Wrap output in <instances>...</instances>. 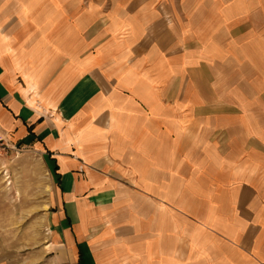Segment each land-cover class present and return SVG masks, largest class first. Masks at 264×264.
Here are the masks:
<instances>
[{
	"label": "crops",
	"instance_id": "1",
	"mask_svg": "<svg viewBox=\"0 0 264 264\" xmlns=\"http://www.w3.org/2000/svg\"><path fill=\"white\" fill-rule=\"evenodd\" d=\"M157 3L0 0V138L48 162V264H264V0L181 37Z\"/></svg>",
	"mask_w": 264,
	"mask_h": 264
},
{
	"label": "rangeland",
	"instance_id": "2",
	"mask_svg": "<svg viewBox=\"0 0 264 264\" xmlns=\"http://www.w3.org/2000/svg\"><path fill=\"white\" fill-rule=\"evenodd\" d=\"M190 1L159 0L156 5L177 37L190 20V8L209 6V0ZM49 169L48 162L29 148L0 155V253L13 252V264H48V255L42 257L40 249L47 234L46 213L54 199Z\"/></svg>",
	"mask_w": 264,
	"mask_h": 264
},
{
	"label": "built area",
	"instance_id": "3",
	"mask_svg": "<svg viewBox=\"0 0 264 264\" xmlns=\"http://www.w3.org/2000/svg\"><path fill=\"white\" fill-rule=\"evenodd\" d=\"M10 150H12V148L0 138V155L7 153Z\"/></svg>",
	"mask_w": 264,
	"mask_h": 264
}]
</instances>
